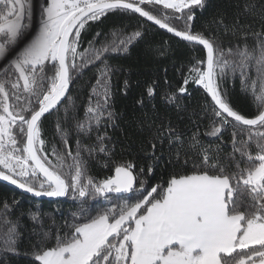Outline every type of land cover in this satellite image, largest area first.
<instances>
[{
	"label": "snow or ice",
	"instance_id": "obj_1",
	"mask_svg": "<svg viewBox=\"0 0 264 264\" xmlns=\"http://www.w3.org/2000/svg\"><path fill=\"white\" fill-rule=\"evenodd\" d=\"M206 4L207 0H45L38 30L26 40L32 0H0V180L34 197H71L78 202L71 220L54 235L37 234L34 262L264 264V0L244 4L245 12L258 17L259 28L241 24L239 17L231 27L223 17L214 21L224 34L239 35L243 41L228 48L218 42L217 34L192 30L196 10ZM155 6H162L160 15L150 10ZM119 12L139 14L182 41L202 46L205 56L194 58L183 85L165 93L164 101L179 109L187 85L201 87L212 105L210 130L204 135L223 142V134L231 129L230 152L224 153L222 143L205 144L199 131L184 138L170 123L153 129L154 121L148 124L144 151L151 163L146 168L126 161L115 165L114 174L96 178L90 174L89 160L100 154L110 158L109 138L97 135L94 145H82L78 139L73 152L69 131L59 121L62 148L53 145L50 153L45 149L43 119L58 113L62 102L67 114L74 74L89 66H97V78L86 119L77 121V131L90 134L102 122L114 123L109 105L113 70L107 56L127 52L144 33L114 31L110 42L97 46L89 41L88 48L78 49L89 21ZM173 21H183L184 27L177 28ZM237 76L241 91L251 95L257 109L251 117L234 108L222 88ZM147 95H155L153 87ZM165 142L169 163L183 159L186 170L172 171L149 189L147 177L164 155ZM16 204L13 199L0 207V222L7 225L0 254H22L17 223L5 219ZM31 219L43 224L39 215L31 214Z\"/></svg>",
	"mask_w": 264,
	"mask_h": 264
},
{
	"label": "trees",
	"instance_id": "obj_2",
	"mask_svg": "<svg viewBox=\"0 0 264 264\" xmlns=\"http://www.w3.org/2000/svg\"><path fill=\"white\" fill-rule=\"evenodd\" d=\"M45 0H37L36 15L39 24L40 5ZM247 0H207L204 9H197L192 30L195 32L215 33L224 48L243 44L239 35L224 34V30L214 21L223 17L225 25L231 27L237 17L241 24H252L253 28H259L258 17L245 12L244 4ZM259 3L260 0H257ZM162 6H155L150 10L160 15ZM170 11V10H167ZM177 28H183V21H173ZM137 30L144 33L143 37L135 41L127 52L113 53L107 56L108 64L112 68L109 105L115 114L113 124L101 123L90 134L78 132L77 121L86 119V108L89 102L91 89L97 78V66H89L81 74H74V82L70 86L67 100L68 111L65 114L64 103L59 112L47 115L42 123V138L45 140V149L50 153L53 145L62 148L61 137L57 133L56 125L59 121L62 127L69 131L68 143L75 152L77 140L82 145H94L97 143V135H107L108 147L111 149L110 158L103 154L89 160L90 174L98 179H103L114 174V167L118 163L131 161L139 167H147L151 161L146 157L144 149L147 148V139L150 135L148 124H171L184 138L190 137L199 131L200 139L205 144H221L224 153L232 150L231 129L223 134V142L216 138L205 136L210 130L209 117L212 105L204 90L192 83L187 85L188 93L179 98L181 108L166 104L165 93L176 92L183 85L184 76L188 75V69L194 63V58H203L204 51L198 45L179 40L163 32L159 28L149 24L143 17L134 13H109L100 21H89L85 29L81 31L80 49L89 47V41L99 46L102 42H110L112 33L130 34ZM100 35L97 37V33ZM34 35V33L32 34ZM31 35V36H32ZM29 37V39L31 38ZM251 46L253 41L248 39ZM127 81V86H125ZM148 87H153L155 95H147ZM222 88L227 91L232 106L241 114L253 116L256 107L250 94L241 91L240 79L237 76L234 81L226 80ZM143 100V104L139 101ZM157 155H160L159 152ZM86 156V154H85ZM51 158V156H50ZM87 158V157H86ZM183 159L177 163L173 159L169 163L167 143L164 145V155L153 164L154 171L147 177V187L163 183L169 178L172 171H183ZM191 168V164L187 166ZM18 201L10 213L5 217L17 223V230L21 234L17 247L21 255L12 256L0 254V264H38L31 256L33 245L38 239V233L49 231L54 235L58 227L65 221H70L72 212L77 210V203L71 197H63L59 200H36L25 196L14 189L0 183V207L4 202ZM31 214L39 215L43 224H37L31 219ZM95 214V213H93ZM55 221V223H53ZM7 225L0 222V237ZM54 243V240L51 241ZM29 253V255H23Z\"/></svg>",
	"mask_w": 264,
	"mask_h": 264
},
{
	"label": "water",
	"instance_id": "obj_3",
	"mask_svg": "<svg viewBox=\"0 0 264 264\" xmlns=\"http://www.w3.org/2000/svg\"><path fill=\"white\" fill-rule=\"evenodd\" d=\"M136 15L139 16V14H136ZM149 23L152 24L151 22H149ZM152 25L155 26V27H158V28H159V26H157V25H154V24H152ZM161 30H162L163 32L169 34V35L174 36L173 34L168 33L165 29H161ZM174 37H175V36H174ZM176 38H178V37H176ZM178 39H180V38H178ZM198 46H199V45H198ZM200 47L202 48V46H200ZM202 49H203V48H202ZM203 51H204V55H205V54H206V53H205V50H203ZM209 98H210V97H209ZM0 183H2V184H4V185H6V186H8V187H10V188H12V189H14L15 191H17V192H19V193H21V194H23V195H25V196L31 197V198L36 199V200H59V199H62V198H63V197H62V198L34 197L32 194L24 192L23 190L17 188L15 185H12L10 182L0 180Z\"/></svg>",
	"mask_w": 264,
	"mask_h": 264
},
{
	"label": "rangeland",
	"instance_id": "obj_4",
	"mask_svg": "<svg viewBox=\"0 0 264 264\" xmlns=\"http://www.w3.org/2000/svg\"><path fill=\"white\" fill-rule=\"evenodd\" d=\"M32 4H33V17L31 20V31L29 32L28 36H26V40L29 39V37L35 33V31L38 30L39 24L37 22V15H36V9L35 7H37V0H32Z\"/></svg>",
	"mask_w": 264,
	"mask_h": 264
},
{
	"label": "bare ground",
	"instance_id": "obj_5",
	"mask_svg": "<svg viewBox=\"0 0 264 264\" xmlns=\"http://www.w3.org/2000/svg\"><path fill=\"white\" fill-rule=\"evenodd\" d=\"M145 19V18H144ZM149 23V22H148ZM150 24V23H149ZM152 25V24H151ZM156 28H158V27H156ZM160 29V28H159ZM161 30V29H160ZM170 36H172V35H170ZM172 37H174V36H172ZM176 38V37H175ZM178 39V38H177ZM179 40H181V39H179ZM205 56V55H204ZM210 99V98H209Z\"/></svg>",
	"mask_w": 264,
	"mask_h": 264
},
{
	"label": "flooded vegetation",
	"instance_id": "obj_6",
	"mask_svg": "<svg viewBox=\"0 0 264 264\" xmlns=\"http://www.w3.org/2000/svg\"><path fill=\"white\" fill-rule=\"evenodd\" d=\"M29 34V33H28ZM28 36V35H27Z\"/></svg>",
	"mask_w": 264,
	"mask_h": 264
}]
</instances>
